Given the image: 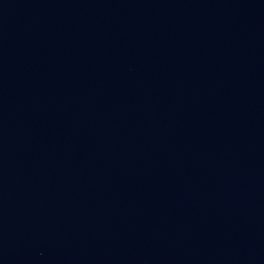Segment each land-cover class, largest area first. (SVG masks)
I'll use <instances>...</instances> for the list:
<instances>
[{"label":"water","instance_id":"obj_1","mask_svg":"<svg viewBox=\"0 0 264 264\" xmlns=\"http://www.w3.org/2000/svg\"><path fill=\"white\" fill-rule=\"evenodd\" d=\"M0 264H264V0H0Z\"/></svg>","mask_w":264,"mask_h":264}]
</instances>
